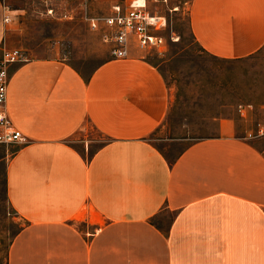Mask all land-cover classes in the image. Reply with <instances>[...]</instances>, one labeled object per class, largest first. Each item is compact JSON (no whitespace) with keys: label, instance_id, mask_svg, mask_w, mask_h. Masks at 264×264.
I'll return each instance as SVG.
<instances>
[{"label":"crops","instance_id":"obj_1","mask_svg":"<svg viewBox=\"0 0 264 264\" xmlns=\"http://www.w3.org/2000/svg\"><path fill=\"white\" fill-rule=\"evenodd\" d=\"M189 27L209 54L248 57L264 47V0H192ZM147 56L111 55L88 77L58 55L9 66V114L29 141L6 162L25 220L7 264H264L263 140L227 119L166 156L150 136L172 89ZM88 124L94 137H74Z\"/></svg>","mask_w":264,"mask_h":264},{"label":"rangeland","instance_id":"obj_2","mask_svg":"<svg viewBox=\"0 0 264 264\" xmlns=\"http://www.w3.org/2000/svg\"><path fill=\"white\" fill-rule=\"evenodd\" d=\"M18 14L11 24L7 46L20 47L26 57L61 56L88 77L107 58L109 46L89 27L87 17L108 13L107 2L84 0H2ZM192 0L153 4L169 21L163 54L147 58L159 65L172 89L171 106L162 125L150 136L166 156L173 158L197 138L219 133L223 120L234 122L235 133L251 132L264 146V47L237 60L206 52L189 27ZM49 9H53L52 13ZM243 110L241 112L240 110ZM88 124L74 137H94ZM11 145L0 144V264H7L9 246L25 220L10 206L5 188L6 162Z\"/></svg>","mask_w":264,"mask_h":264},{"label":"built area","instance_id":"obj_3","mask_svg":"<svg viewBox=\"0 0 264 264\" xmlns=\"http://www.w3.org/2000/svg\"><path fill=\"white\" fill-rule=\"evenodd\" d=\"M72 1V0H67ZM109 3L108 13L87 17L89 27L99 32L115 58H128L133 48L146 55L163 54L168 39L176 41L179 36L172 31L166 36L169 21L165 14L152 9L153 4H168L169 0H84ZM5 21L19 23V15L5 6ZM53 9H49L52 13ZM27 57L20 47H5L0 61V144L13 145L28 142L29 138L15 126L8 109L9 66ZM253 136L252 133H250Z\"/></svg>","mask_w":264,"mask_h":264}]
</instances>
